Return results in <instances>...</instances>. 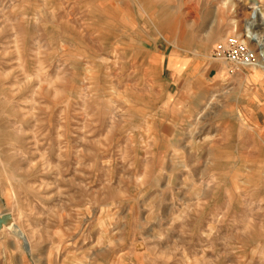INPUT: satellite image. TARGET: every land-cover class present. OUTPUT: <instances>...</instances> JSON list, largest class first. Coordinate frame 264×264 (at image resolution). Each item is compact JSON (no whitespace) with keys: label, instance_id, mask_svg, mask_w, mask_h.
Here are the masks:
<instances>
[{"label":"rangeland","instance_id":"374dc122","mask_svg":"<svg viewBox=\"0 0 264 264\" xmlns=\"http://www.w3.org/2000/svg\"><path fill=\"white\" fill-rule=\"evenodd\" d=\"M248 6L0 0V264H264Z\"/></svg>","mask_w":264,"mask_h":264},{"label":"built area","instance_id":"2783aa9c","mask_svg":"<svg viewBox=\"0 0 264 264\" xmlns=\"http://www.w3.org/2000/svg\"><path fill=\"white\" fill-rule=\"evenodd\" d=\"M246 44L236 37H229L214 47L213 58L221 65L225 63L231 72H237L257 62L255 53Z\"/></svg>","mask_w":264,"mask_h":264},{"label":"bare ground","instance_id":"6f19581e","mask_svg":"<svg viewBox=\"0 0 264 264\" xmlns=\"http://www.w3.org/2000/svg\"><path fill=\"white\" fill-rule=\"evenodd\" d=\"M248 5L250 11L245 23L244 36L257 46L260 56V61L248 67L257 66L260 69H264V9L260 5L259 0H248ZM9 222L12 223V220Z\"/></svg>","mask_w":264,"mask_h":264},{"label":"water","instance_id":"95a60500","mask_svg":"<svg viewBox=\"0 0 264 264\" xmlns=\"http://www.w3.org/2000/svg\"><path fill=\"white\" fill-rule=\"evenodd\" d=\"M10 220L11 218L8 215L0 216V228L2 227L3 224L8 225Z\"/></svg>","mask_w":264,"mask_h":264},{"label":"crops","instance_id":"0c3cea01","mask_svg":"<svg viewBox=\"0 0 264 264\" xmlns=\"http://www.w3.org/2000/svg\"><path fill=\"white\" fill-rule=\"evenodd\" d=\"M195 61H193L192 62V64L194 63ZM199 63H200V61H199ZM191 64V65H192ZM216 68L214 67V70H215ZM250 69V68H249ZM263 73L261 72V73H259V74H257L256 75V77L258 78V77H260L261 75H262ZM262 97H263V99H264V93H262ZM262 111H261V113L264 115V102H263V105H262V109H261ZM251 117V116H250Z\"/></svg>","mask_w":264,"mask_h":264}]
</instances>
